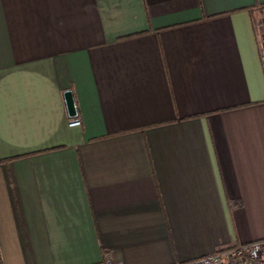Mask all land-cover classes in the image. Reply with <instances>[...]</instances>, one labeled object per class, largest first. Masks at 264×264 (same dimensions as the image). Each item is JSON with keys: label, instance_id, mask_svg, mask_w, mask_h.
I'll use <instances>...</instances> for the list:
<instances>
[{"label": "crops", "instance_id": "1", "mask_svg": "<svg viewBox=\"0 0 264 264\" xmlns=\"http://www.w3.org/2000/svg\"><path fill=\"white\" fill-rule=\"evenodd\" d=\"M262 11L0 0V264H181L263 241Z\"/></svg>", "mask_w": 264, "mask_h": 264}, {"label": "built area", "instance_id": "2", "mask_svg": "<svg viewBox=\"0 0 264 264\" xmlns=\"http://www.w3.org/2000/svg\"><path fill=\"white\" fill-rule=\"evenodd\" d=\"M255 37L259 48L261 66L264 71V12L255 22ZM68 126H82L81 118H69ZM94 264H121L108 254L102 261ZM181 264H264V240L247 244H239L231 248L219 249L207 256Z\"/></svg>", "mask_w": 264, "mask_h": 264}, {"label": "water", "instance_id": "3", "mask_svg": "<svg viewBox=\"0 0 264 264\" xmlns=\"http://www.w3.org/2000/svg\"><path fill=\"white\" fill-rule=\"evenodd\" d=\"M64 99H65V103H66V107H67L69 117L70 118L77 117L78 112L76 109V104H75L73 93L71 91H66L64 93Z\"/></svg>", "mask_w": 264, "mask_h": 264}]
</instances>
